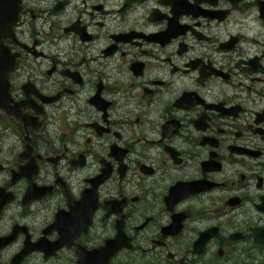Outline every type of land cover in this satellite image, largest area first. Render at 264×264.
I'll use <instances>...</instances> for the list:
<instances>
[{
    "label": "flooded vegetation",
    "instance_id": "1",
    "mask_svg": "<svg viewBox=\"0 0 264 264\" xmlns=\"http://www.w3.org/2000/svg\"><path fill=\"white\" fill-rule=\"evenodd\" d=\"M16 13L0 264H264V0H0Z\"/></svg>",
    "mask_w": 264,
    "mask_h": 264
},
{
    "label": "water",
    "instance_id": "2",
    "mask_svg": "<svg viewBox=\"0 0 264 264\" xmlns=\"http://www.w3.org/2000/svg\"><path fill=\"white\" fill-rule=\"evenodd\" d=\"M18 21V15L17 13L15 14V16H12L10 15V18L9 19H2L0 17V30H11L13 25ZM8 34H5V33H2L0 32V38L2 37H7ZM3 69L0 68V86L1 85H5L8 87V83H7V79H6V73L8 71V69H4L3 72H2ZM27 252H21L19 253L15 259L12 260L11 264H19L23 257L25 256Z\"/></svg>",
    "mask_w": 264,
    "mask_h": 264
},
{
    "label": "rangeland",
    "instance_id": "3",
    "mask_svg": "<svg viewBox=\"0 0 264 264\" xmlns=\"http://www.w3.org/2000/svg\"><path fill=\"white\" fill-rule=\"evenodd\" d=\"M24 264H27V262H25Z\"/></svg>",
    "mask_w": 264,
    "mask_h": 264
}]
</instances>
